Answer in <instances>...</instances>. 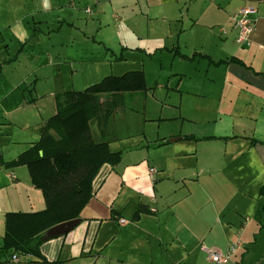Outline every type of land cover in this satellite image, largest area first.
I'll use <instances>...</instances> for the list:
<instances>
[{"label": "crops", "instance_id": "0c3cea01", "mask_svg": "<svg viewBox=\"0 0 264 264\" xmlns=\"http://www.w3.org/2000/svg\"><path fill=\"white\" fill-rule=\"evenodd\" d=\"M244 5L254 9L255 24L249 43L239 45L231 17ZM108 16L117 33L127 30L120 40L110 37L112 46L95 39L89 23ZM51 36L61 44L90 38L86 50H76L88 58H71L92 64L87 77L100 65L113 69L109 75L134 71L119 70L132 54L142 61L163 53L170 62L159 60L150 86L140 69L145 89L123 94L103 132L91 120L92 139L121 159L99 167L80 222L42 242L40 256L12 263L1 249L5 213L39 211L45 201L27 167L7 163L39 140L56 94L75 90L64 88L51 59ZM101 42L106 52L94 45ZM94 52L102 53L88 56ZM25 55H32L31 68L21 73ZM140 101L139 108L127 106ZM125 109L137 125L115 123ZM212 141L223 142L224 161H207ZM0 161L1 264H208L207 249L223 253L234 236L242 239L246 225L238 233L231 216L246 223L243 205L264 184V0H0ZM149 167L156 169L152 177ZM239 243L243 249L229 264H264V252L250 256Z\"/></svg>", "mask_w": 264, "mask_h": 264}, {"label": "trees", "instance_id": "16d2710c", "mask_svg": "<svg viewBox=\"0 0 264 264\" xmlns=\"http://www.w3.org/2000/svg\"><path fill=\"white\" fill-rule=\"evenodd\" d=\"M143 89V73L134 70L104 76L82 90L56 94L55 113L40 128L39 140L7 163L25 165L45 201L39 211L5 213L1 249L8 252L9 261L12 254L40 256L41 243L51 238L45 234L50 227L79 218L91 198V182L99 167L121 159V153L112 151L106 142L92 139L90 122L95 119L103 132L114 109L123 105V94ZM101 95L107 98L102 100ZM259 193L264 195V184Z\"/></svg>", "mask_w": 264, "mask_h": 264}, {"label": "rangeland", "instance_id": "374dc122", "mask_svg": "<svg viewBox=\"0 0 264 264\" xmlns=\"http://www.w3.org/2000/svg\"><path fill=\"white\" fill-rule=\"evenodd\" d=\"M82 16H86V14H84V9H82V11H80ZM55 14H53L51 12V16H53ZM88 19H90V16H87ZM115 19V18H114ZM112 17H106L103 18V24H98L97 20H93L89 23L93 24V34L95 36V39H105L110 46H112V41H110V37H114L115 39H119L120 40V36L121 34H123L125 31L127 30H120V33H117V30L112 28L113 24H116ZM32 26V25H31ZM100 26V30L99 32L96 34L95 29ZM65 27V26H64ZM66 33H71L72 30H70L69 28H64V30ZM78 32V31H77ZM73 33V32H72ZM75 33V32H74ZM91 33V34H92ZM119 35V36H118ZM130 35V34H128ZM91 42L90 38L87 39L86 37H84L80 42H77L75 40L74 45L73 43H70L69 40H66L64 42V44H61L58 38H55L54 36H51V42L54 46L51 47V55L53 61H54V65L59 64V75L60 77L63 79V81L66 83L65 85V89H71L74 88L75 90H82V88H84L86 82H89L91 80H94L98 77H102L109 75V73H113V69H111L108 65H100V70L98 72V75L96 76V74L94 76H90L87 77L85 72H86V68L89 65H92L89 62H83V63H77L76 61H71V58H73L75 60V58H77L76 60H86L87 54H85L86 51H80L77 53L76 50H86V47L89 46V42ZM59 42V43H57ZM55 43H57V45H54ZM92 43V42H91ZM46 46L49 47V43L46 42L45 44ZM97 45L101 48V50L105 51L104 49V44L101 42V44H94ZM56 47V48H55ZM106 52V51H105ZM100 53H90L88 54V56H96ZM34 55V54H33ZM133 56L129 57L128 60L124 61L119 70H124V69H128L131 67H135L136 69H132V70H140L141 68L143 69L145 76L147 78V85H151L152 84V80L156 78V71L155 68L158 65V62L160 59H162V62L164 61L165 64H163V66L168 67L169 65V59L166 60L164 59V56H167V54H163V53H155V55L152 56H144L142 55L143 60L141 61L140 56H135V54H132ZM162 55V56H159ZM32 56V55H30ZM30 56L25 55V57H22L21 59V63H20V71L21 73H23L25 71V69H22V67H28L31 68V59ZM102 56V55H101ZM107 56H109L107 54ZM147 57V58H146ZM87 64V65H84ZM72 71V72H71ZM56 72V71H54ZM73 74V75H72ZM92 77V78H91ZM96 82V81H95ZM93 84V83H91ZM90 85V84H89ZM87 85V86H89ZM50 88H54L51 87ZM60 88V87H59ZM143 92V91H141ZM107 98L106 95H101L102 100H105ZM150 105H154L155 102L153 100H150L148 102ZM127 104V103H125ZM141 104H143V102H129L127 104L128 108L129 107H136L139 108V106H142ZM130 112L128 110H124L122 113L118 114L116 119H115V123L120 125V126H124V125H131V126H135L137 125V121L138 119H132L129 118ZM148 124H146V128H151L150 126H148ZM184 126L187 127H192L193 124H190L188 122L183 123ZM203 129V128H202ZM202 129H199V132H201ZM222 144L223 142L221 141H212L209 142L207 145V155H213V158L209 159L207 158V161H224L221 158V153H222ZM218 154V155H217ZM220 154V155H219ZM228 155V153H227ZM260 188V187H259ZM245 206V208L243 209V215H246L248 219V221H244L246 223H243L242 225L239 223L240 217L243 218L242 216L233 214V217L230 215V213H228L227 218H229V216H231V218L234 219V227L236 230H239L240 227H242L244 224L246 225L245 227V233L242 237V239L240 240V235H236L233 237V239H231L230 243H236L237 241L241 242L243 244V246H248L249 248V255L252 256H260L262 254V252H264V229H262V225H264V195H261L259 193V189H258V193L254 194V197L252 199H247L246 203L243 205ZM260 221V222H259ZM238 233H240V230L238 231ZM217 235V232H213L211 234V237H214ZM208 244V243H207ZM213 249V248H211ZM243 248H238L236 247L237 253L236 255H239V251H241ZM216 250V249H213ZM218 251V250H216ZM220 252V251H219ZM236 252V251H235ZM222 253V252H221ZM235 254V253H234ZM233 254V255H234ZM235 255V256H236ZM235 256H233V259L235 258Z\"/></svg>", "mask_w": 264, "mask_h": 264}, {"label": "built area", "instance_id": "2783aa9c", "mask_svg": "<svg viewBox=\"0 0 264 264\" xmlns=\"http://www.w3.org/2000/svg\"><path fill=\"white\" fill-rule=\"evenodd\" d=\"M86 12H90V9H86ZM254 9L248 5L240 7L234 15L231 17L232 26L236 29L235 42L239 45H245L249 43L250 34L254 30V19L252 14ZM1 167V161H0ZM156 172L155 167H149L148 174L152 177ZM120 225L126 224V220L123 218L118 219ZM239 242L230 243L227 246L225 252L221 253L213 249H207V261L208 264H229L231 262V257L236 251V247L239 246ZM11 261L14 263L20 262V256L17 254L11 255Z\"/></svg>", "mask_w": 264, "mask_h": 264}, {"label": "water", "instance_id": "95a60500", "mask_svg": "<svg viewBox=\"0 0 264 264\" xmlns=\"http://www.w3.org/2000/svg\"><path fill=\"white\" fill-rule=\"evenodd\" d=\"M80 222L79 218H74L66 220L60 223H57L50 227L46 232V236L54 237L58 235H64L70 232L78 223Z\"/></svg>", "mask_w": 264, "mask_h": 264}]
</instances>
